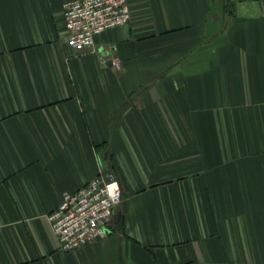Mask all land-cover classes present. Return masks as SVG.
Instances as JSON below:
<instances>
[{
  "label": "crops",
  "instance_id": "1",
  "mask_svg": "<svg viewBox=\"0 0 264 264\" xmlns=\"http://www.w3.org/2000/svg\"><path fill=\"white\" fill-rule=\"evenodd\" d=\"M68 1L0 0V264H264V0H127L80 52ZM100 171L107 234L62 251Z\"/></svg>",
  "mask_w": 264,
  "mask_h": 264
},
{
  "label": "built area",
  "instance_id": "2",
  "mask_svg": "<svg viewBox=\"0 0 264 264\" xmlns=\"http://www.w3.org/2000/svg\"><path fill=\"white\" fill-rule=\"evenodd\" d=\"M66 42L76 52L93 48L95 36L125 25L131 13L127 0H72L63 10ZM122 190L112 172L100 171L75 192L62 194L58 206L47 215L62 251H73L103 239Z\"/></svg>",
  "mask_w": 264,
  "mask_h": 264
}]
</instances>
